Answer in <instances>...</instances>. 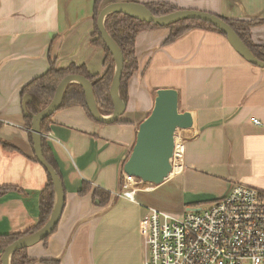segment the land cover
Masks as SVG:
<instances>
[{"label":"crops","instance_id":"crops-1","mask_svg":"<svg viewBox=\"0 0 264 264\" xmlns=\"http://www.w3.org/2000/svg\"><path fill=\"white\" fill-rule=\"evenodd\" d=\"M95 1L0 0V187L12 186L0 198V235L38 223L48 181L26 124L23 87L52 61L60 68L85 66L92 74L106 70V52L92 42ZM123 1L264 20V0H103L101 7ZM169 34L168 28L139 33V68L129 80L121 122H100L82 106L52 114L50 131L42 135L62 172L65 204L47 244L27 248L33 264H124L130 258L144 264L145 208L137 197L133 201L119 193L138 126L161 88L179 92V109L190 114V125L178 131L184 147L180 170L150 191L178 179L173 183L180 194L177 205L188 208L219 199L235 182L264 189V67L248 62L217 30L196 27L164 44ZM251 38L264 45V22L251 28ZM85 182L90 189L82 194ZM97 187L110 191L106 205L95 198Z\"/></svg>","mask_w":264,"mask_h":264},{"label":"water","instance_id":"water-1","mask_svg":"<svg viewBox=\"0 0 264 264\" xmlns=\"http://www.w3.org/2000/svg\"><path fill=\"white\" fill-rule=\"evenodd\" d=\"M113 12H122L141 21L161 26L183 19H200L210 22L226 33L236 50L248 62L264 67V62L254 56L232 27L216 14L194 9H180L166 15L156 16L140 2L123 1L105 5L98 17V27L108 49L114 55L116 64L110 90L114 111L110 116L102 114L97 107L90 81L84 75L70 74L60 82L53 101L39 114L32 116L31 132L36 157L54 181L57 200L55 201L54 210L47 225L34 235L20 239L6 247L1 257L2 264H10L11 256L16 250L33 246L49 236L61 218L65 204L64 185L57 171L44 158L40 124L46 117L51 116L58 110L66 87L73 82L82 85L88 108L92 116L100 122H116L126 110L127 102L121 99L119 92L124 70V54L104 25L106 16ZM28 98V96L24 97V110ZM189 125L190 114L188 112H181L179 109V92L175 88L158 89L150 114L138 126L136 141L124 164V172L141 179L147 184L153 183L154 186L165 182L174 169L173 158L176 146V134L180 129L186 128ZM199 209L200 207L186 208L189 211Z\"/></svg>","mask_w":264,"mask_h":264},{"label":"trees","instance_id":"trees-1","mask_svg":"<svg viewBox=\"0 0 264 264\" xmlns=\"http://www.w3.org/2000/svg\"><path fill=\"white\" fill-rule=\"evenodd\" d=\"M103 0H96L94 5V34L93 43L100 45L104 48L106 52L104 65L106 70L103 74H92L85 66L81 67L76 64H71L68 67L60 68L57 66L55 61H52L49 69L42 75L34 78L29 83H27L22 89V98L28 96V100L25 104V118L26 124L30 131V138L33 141V135L31 132L32 128V116L39 114L43 109H45L54 99L56 90L60 82L70 74H81L84 75L92 84L95 100L98 109L104 115H110L114 111L113 100L111 97V87L115 74V59L112 52L108 49L98 27V17L101 12V5ZM144 4L154 15L162 16L174 11L180 10L182 8L166 2H148ZM218 15V14H216ZM225 22H227L232 29L237 33L240 39L245 43V45L251 50V52L259 60L264 62V45H256L251 38V28L254 25H258L264 20H244V19H231L226 18L222 15H218ZM104 25L108 33L113 37L116 43L120 46L124 54V70L122 74L121 84L119 87L120 97L122 100L127 102L128 100V85L129 80L133 74L138 70V58L136 53V40L139 33L145 29H157V28H168L170 34L165 40L164 44H170L176 41L178 38L186 34L193 28L196 27H206L213 30H217L222 34L226 35L219 27L216 25L200 20V19H183L173 22L169 25L161 26L155 23L144 22L136 19L130 15L124 14L122 12H113L106 16ZM227 36V35H226ZM72 106H82L84 110L91 116V112L88 108L86 102V95L81 84L77 82L70 83L63 94L61 105L58 108L65 109ZM116 122H121L117 120ZM52 115L46 117L40 124L42 134L43 132H49L52 125ZM8 145L7 143L3 142ZM42 149L43 155L46 161L54 167L58 175L62 179V172L58 165L53 152L48 146L45 137L42 135ZM48 173V172H47ZM123 184V179H122ZM12 186L0 187V198L7 193ZM90 185L84 183L81 193L84 194L88 192ZM55 185L52 177L48 173V181L45 187L41 191L40 197V218L38 223H36L31 228L23 232L9 233L0 235V251L5 250L6 247L12 243L19 241L20 239L34 235L35 233L42 230L50 220L55 206ZM95 198L101 200L102 205H106L109 201L110 191L104 188L97 187L95 189ZM192 205H201V203H194ZM57 227V225H56ZM56 227L53 231L56 230ZM50 235L47 236L44 241L46 244L48 242ZM43 261L47 262H58L55 259H46ZM36 259L30 258L27 253V248H21L16 250L10 260V264H33Z\"/></svg>","mask_w":264,"mask_h":264},{"label":"built area","instance_id":"built-area-1","mask_svg":"<svg viewBox=\"0 0 264 264\" xmlns=\"http://www.w3.org/2000/svg\"><path fill=\"white\" fill-rule=\"evenodd\" d=\"M253 122L261 124L257 118ZM178 142L183 157L179 132L175 152ZM150 190L149 184L124 173L119 195L134 201L137 192ZM198 207L175 215L144 206V264H264V189L235 182L225 195Z\"/></svg>","mask_w":264,"mask_h":264},{"label":"rangeland","instance_id":"rangeland-1","mask_svg":"<svg viewBox=\"0 0 264 264\" xmlns=\"http://www.w3.org/2000/svg\"><path fill=\"white\" fill-rule=\"evenodd\" d=\"M173 183L176 185L178 183V179L170 183H164V185H161L156 191L137 192L138 195L136 194V197L138 201H140V205H143L144 207L146 204H151L168 209L176 215H182L186 210V206L177 205V202L180 200V194L176 191L177 189ZM205 203L206 202H202V204L198 206H203ZM134 262L130 258L124 264H134Z\"/></svg>","mask_w":264,"mask_h":264},{"label":"bare ground","instance_id":"bare-ground-1","mask_svg":"<svg viewBox=\"0 0 264 264\" xmlns=\"http://www.w3.org/2000/svg\"><path fill=\"white\" fill-rule=\"evenodd\" d=\"M81 67H83V66H81ZM177 145H178L177 146V151L175 152L176 163L174 164V169H173V171H172L170 176L174 175L181 168V159H180L181 158V152L178 150L179 143H177ZM149 185H150V187H152L154 184L150 183Z\"/></svg>","mask_w":264,"mask_h":264}]
</instances>
